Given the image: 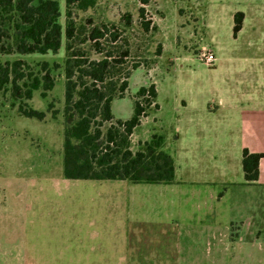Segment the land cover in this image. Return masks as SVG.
Returning <instances> with one entry per match:
<instances>
[{
    "label": "rangeland",
    "instance_id": "1",
    "mask_svg": "<svg viewBox=\"0 0 264 264\" xmlns=\"http://www.w3.org/2000/svg\"><path fill=\"white\" fill-rule=\"evenodd\" d=\"M141 8H145L143 18ZM60 10L59 22L65 29V0H60ZM238 12L264 19V0H150L147 5L140 0H97L93 8L75 11L74 15L89 29L105 30L107 26L110 33H119L117 45L130 49L123 71L115 77L122 79L130 72L124 97L135 102L142 86L154 84L162 108L158 117L170 121L177 98L213 103L224 91L242 97V93L261 89L262 83L253 79L252 65L244 61L255 52L247 43L250 33L238 41L225 35L232 23L230 16ZM127 19L131 21L128 26ZM89 21L91 25H87ZM143 22L150 23L149 32L143 30ZM185 30L189 33L184 35V42L176 46L174 36ZM208 32L218 33L225 45L224 55L229 56L222 62L217 59L214 66L202 61L204 49L215 55L217 52ZM100 42L111 46L109 41ZM91 45L88 42L79 48L85 58L99 59ZM184 57L190 60L184 61ZM17 59L26 61L35 71L38 64L48 62L56 85L46 98L39 90L30 101H14L10 92H0V264H171L167 252H119L122 240L118 235L95 238L91 233L102 228L100 224L108 214V202L99 199L102 194L96 186L100 182L63 177L65 37L57 54H0L3 63ZM56 63L59 69H54ZM136 64L139 67L133 70ZM146 99L140 101L151 114L156 109L154 105L148 107ZM20 104L45 112V119L23 117L18 111ZM54 111L58 112L55 117ZM138 140V136L133 139V152L140 149ZM116 216L122 218L123 214L119 211ZM75 230L85 234L74 235ZM244 253L183 252L182 264H264L263 256L254 260L250 252ZM243 254L248 256L240 261Z\"/></svg>",
    "mask_w": 264,
    "mask_h": 264
},
{
    "label": "crops",
    "instance_id": "2",
    "mask_svg": "<svg viewBox=\"0 0 264 264\" xmlns=\"http://www.w3.org/2000/svg\"><path fill=\"white\" fill-rule=\"evenodd\" d=\"M241 13V31L234 35L236 13L230 16L232 23L225 35L238 41L250 33L247 43L255 52L244 61L252 65L253 79L262 83L261 89L242 93V97L224 91L213 103L177 98L170 121L158 117L162 108L157 90L158 109L144 116L148 123L141 119L131 136V146L134 137H139L138 148L155 134L165 137L163 150L175 164L174 183L81 180L100 182L96 186L102 194L99 199L108 202L102 228L91 234L97 239L103 234L118 235L122 240L119 252H167L171 264H182L183 252H250L254 260L264 257V157L256 184H246L243 171L245 149L264 154V19ZM183 33L174 36L176 46L189 32ZM208 33L222 62L224 56L229 57L224 55V42L218 33ZM130 100L124 97L113 102L115 119L133 116ZM119 211L122 218L116 216ZM244 254L240 261L248 256Z\"/></svg>",
    "mask_w": 264,
    "mask_h": 264
},
{
    "label": "trees",
    "instance_id": "3",
    "mask_svg": "<svg viewBox=\"0 0 264 264\" xmlns=\"http://www.w3.org/2000/svg\"><path fill=\"white\" fill-rule=\"evenodd\" d=\"M147 5L150 0H140ZM97 0H65L66 26L60 24V0H0V54L47 55L57 54L66 39L65 105L63 110V176L69 180H127L133 184H172L175 181L173 158L164 150L165 137L152 136L137 152L131 150V136L147 114L140 101L146 98L148 107L158 109L154 84L142 86L136 93L133 116L128 120L115 119L113 102L124 98L129 89L130 72L125 78H115L123 71L124 59L130 56L129 47L118 46L119 33L104 26L87 28L78 23L74 12H85ZM141 18L145 8H141ZM92 22H87L91 25ZM131 24L127 19V26ZM149 32L150 23L143 22ZM243 13L234 17L233 32L242 29ZM110 33V38L105 39ZM101 40L109 41L107 48ZM90 42V49L99 59L85 58L80 45ZM158 56L161 49H158ZM35 71L22 59L0 61V92H10L14 101H30L41 90L48 96L56 85L48 62L38 64ZM60 64H54L59 69ZM133 65L132 69H138ZM52 108V104L49 105ZM19 113L26 118L42 121L46 113L21 104ZM58 112H53V117ZM105 125H108L104 130ZM264 154L243 152V171L246 184L259 180V165Z\"/></svg>",
    "mask_w": 264,
    "mask_h": 264
},
{
    "label": "built area",
    "instance_id": "4",
    "mask_svg": "<svg viewBox=\"0 0 264 264\" xmlns=\"http://www.w3.org/2000/svg\"><path fill=\"white\" fill-rule=\"evenodd\" d=\"M202 61L207 66H214L217 58L214 52L208 49H204L202 52Z\"/></svg>",
    "mask_w": 264,
    "mask_h": 264
}]
</instances>
